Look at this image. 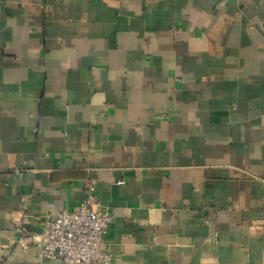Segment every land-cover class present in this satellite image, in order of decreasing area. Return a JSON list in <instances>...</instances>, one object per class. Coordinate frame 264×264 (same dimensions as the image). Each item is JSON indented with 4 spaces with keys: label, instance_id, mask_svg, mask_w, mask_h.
Listing matches in <instances>:
<instances>
[{
    "label": "crops",
    "instance_id": "obj_1",
    "mask_svg": "<svg viewBox=\"0 0 264 264\" xmlns=\"http://www.w3.org/2000/svg\"><path fill=\"white\" fill-rule=\"evenodd\" d=\"M112 264H264V0H0V260L76 208Z\"/></svg>",
    "mask_w": 264,
    "mask_h": 264
},
{
    "label": "built area",
    "instance_id": "obj_2",
    "mask_svg": "<svg viewBox=\"0 0 264 264\" xmlns=\"http://www.w3.org/2000/svg\"><path fill=\"white\" fill-rule=\"evenodd\" d=\"M93 202L94 187L88 183L79 205L49 215L41 230L16 222L17 244L34 246L39 259H54L61 264H112V254L105 242L110 215L95 210Z\"/></svg>",
    "mask_w": 264,
    "mask_h": 264
}]
</instances>
